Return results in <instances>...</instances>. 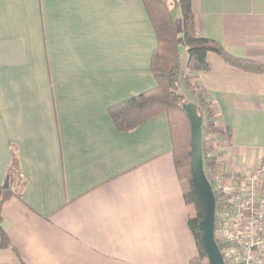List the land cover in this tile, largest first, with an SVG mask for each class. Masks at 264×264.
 <instances>
[{
  "label": "crops",
  "instance_id": "1",
  "mask_svg": "<svg viewBox=\"0 0 264 264\" xmlns=\"http://www.w3.org/2000/svg\"><path fill=\"white\" fill-rule=\"evenodd\" d=\"M191 8L201 38L264 66V0H191ZM180 38L181 81L214 110V170L253 172L264 159V74L211 53L208 72H190ZM155 48L140 0H0V186L11 149L21 179L12 191L25 184L0 208L15 248L0 247V264L196 257L188 183L174 170L166 115L129 133L108 116L109 107L156 86Z\"/></svg>",
  "mask_w": 264,
  "mask_h": 264
},
{
  "label": "trees",
  "instance_id": "2",
  "mask_svg": "<svg viewBox=\"0 0 264 264\" xmlns=\"http://www.w3.org/2000/svg\"><path fill=\"white\" fill-rule=\"evenodd\" d=\"M146 11L156 37V48L150 59V72L156 86L140 95L124 100L108 108V116L115 129L120 133L134 131L142 123L164 113L168 120L172 140V157L174 170L180 181H187L188 191L184 195L186 205L193 208V214L188 219V229L194 239L197 255L189 264H208L202 247L199 223L202 220V208L191 183V131L188 116L184 106L190 103V98L180 86L182 82L189 95L193 96L198 116L204 122L203 136H212L215 132L214 112L211 102L196 94L192 85L181 81L182 60L178 51V32L174 22V12L181 15V40L186 49V69L190 72H208L210 70L207 55L214 54L225 64L249 74H264V66L256 62L234 57L228 54L216 42L201 38L197 32V21L192 12L191 0H140ZM213 144L202 143L203 163L206 168H214L217 161L212 156ZM210 156V157H209ZM21 180L17 155L11 149L10 165L5 181L8 188L0 186V208L12 197L20 198L24 189L21 184L18 192L12 191V185ZM4 184V183H3ZM217 210V204L215 205ZM0 247L15 252L8 236L1 226ZM219 250L221 247L218 245Z\"/></svg>",
  "mask_w": 264,
  "mask_h": 264
},
{
  "label": "built area",
  "instance_id": "3",
  "mask_svg": "<svg viewBox=\"0 0 264 264\" xmlns=\"http://www.w3.org/2000/svg\"><path fill=\"white\" fill-rule=\"evenodd\" d=\"M202 143L212 144L211 136L202 135ZM207 170L217 204L214 239L224 264H264V159L248 174Z\"/></svg>",
  "mask_w": 264,
  "mask_h": 264
},
{
  "label": "water",
  "instance_id": "4",
  "mask_svg": "<svg viewBox=\"0 0 264 264\" xmlns=\"http://www.w3.org/2000/svg\"><path fill=\"white\" fill-rule=\"evenodd\" d=\"M184 110L188 116L191 131V151L189 153L191 158V183L197 194L203 214L202 220L199 223L202 247L208 264H224L222 255L214 239L215 197L203 169L201 144L202 119L198 116L194 104H186ZM8 186V182L5 181L3 188L7 189Z\"/></svg>",
  "mask_w": 264,
  "mask_h": 264
},
{
  "label": "rangeland",
  "instance_id": "5",
  "mask_svg": "<svg viewBox=\"0 0 264 264\" xmlns=\"http://www.w3.org/2000/svg\"><path fill=\"white\" fill-rule=\"evenodd\" d=\"M174 22H175V25H176V29H177V31L178 32H181V29H182V25H181V15H180V12L179 11H175L174 12ZM182 37V36H181ZM181 39V38H180ZM212 56V55H211ZM212 57H214V56H212ZM218 60V59H217ZM219 61V60H218ZM194 100V99H193ZM190 103H192L191 101H190ZM192 104H194L195 105V103H192ZM213 112H214V110H213ZM203 125H204V122H203ZM203 125H202V127H203ZM203 133V132H202ZM205 175H206V177L209 179V181L211 182V171L210 170H207V168L205 169ZM185 181V180H184ZM187 182V181H186ZM187 191H188V189H187ZM191 209L193 210V208L191 207ZM191 210V211H192ZM192 214H193V212H192Z\"/></svg>",
  "mask_w": 264,
  "mask_h": 264
},
{
  "label": "flooded vegetation",
  "instance_id": "6",
  "mask_svg": "<svg viewBox=\"0 0 264 264\" xmlns=\"http://www.w3.org/2000/svg\"><path fill=\"white\" fill-rule=\"evenodd\" d=\"M216 215H217V210L215 209V218H216Z\"/></svg>",
  "mask_w": 264,
  "mask_h": 264
}]
</instances>
